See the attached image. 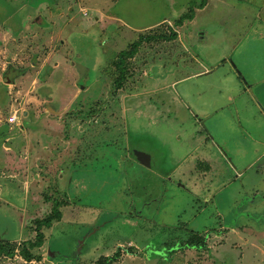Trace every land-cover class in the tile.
Instances as JSON below:
<instances>
[{"label":"rangeland","instance_id":"1","mask_svg":"<svg viewBox=\"0 0 264 264\" xmlns=\"http://www.w3.org/2000/svg\"><path fill=\"white\" fill-rule=\"evenodd\" d=\"M202 1L0 0V126L10 125L13 134L22 127L32 130L34 144L35 134L44 135L54 162L61 149H71L74 159L83 144L91 152V158L85 154L68 166L76 174L67 196L53 183L44 188L45 206L35 187L29 196L15 180L9 198L2 195L8 184L0 181V241L16 253L0 258V264H28L19 256L21 247L36 241L39 220L58 207L64 220L52 230L42 228L46 244L35 264H96L118 246L138 249H130L135 259L121 264H264L259 248L264 232L249 227L260 224L264 230V166L258 161L264 146L250 138L257 135L264 143V121L251 107L255 101L264 112V0H210L194 23L181 29V43L161 48L162 37L178 33L177 19ZM141 38L151 41L137 57L121 55ZM121 63L125 82L117 92L124 81ZM206 68L215 71L181 81ZM232 73L235 90L225 80ZM211 78L213 87L206 88ZM139 81L149 85L140 84L138 91L159 90L160 102L183 98L186 89L191 105L159 103L148 113L155 116L154 125L136 120L127 103ZM249 85L247 95L243 89ZM202 89L200 100L208 105L199 102ZM116 95L127 100L121 111ZM51 96L55 112L48 107ZM249 97L254 101L243 111L239 100ZM197 104L212 113L226 107L206 122L212 135L191 116L197 115ZM237 117L243 133L235 126ZM132 149L151 155L152 167L114 158L117 152L133 157ZM201 159L212 164L205 178L195 171ZM251 236L258 243L251 238L249 247ZM199 239H206L205 250L180 249Z\"/></svg>","mask_w":264,"mask_h":264},{"label":"crops","instance_id":"2","mask_svg":"<svg viewBox=\"0 0 264 264\" xmlns=\"http://www.w3.org/2000/svg\"><path fill=\"white\" fill-rule=\"evenodd\" d=\"M209 1L210 0L206 1V4H205L204 7H201L202 3L200 5L195 3L197 6L192 7L193 11H192L191 14H189V15L186 14V15H182L181 17H179L177 19V22H176V23H178V28H179L178 33H176V35H177L176 39L172 40V41H166L165 39L161 38L164 41H166V43L164 42L162 44L161 48L165 47L166 45L168 47H170V48H173L174 45L176 47L179 43H181V41H182L181 29H185V26L187 25V23H189L190 25L192 23H194V21L196 19L197 11L206 10L207 6L209 4ZM193 2H191L190 4L192 5ZM191 5H189L190 6L189 7V12H191ZM187 16H191V19H186ZM167 21L168 20H163L162 22H167ZM162 22H160V23H162ZM150 41H151V39L149 41H145V42L140 44V46L137 49V53L135 55L136 57L142 51V49H143L142 45L144 43H148ZM192 58H194V60L200 62V60L198 59L197 56L194 55V56H192ZM223 62H225V61H223ZM122 69H124L123 66H122ZM147 69H148V67H147ZM169 70L167 72L169 74H172L171 72H169ZM204 70L205 71H203L201 73L197 72L196 74L189 75V76L185 77L184 79H181V81H183V82L185 81L186 82V80L191 79L192 77H196V76L204 77V75H211L212 73H214L215 68H213L211 70L206 68ZM119 75H120V73H119ZM148 77H149V74L145 78H148ZM166 77L167 76H165V79H166ZM213 80H212V78L210 80L209 79L206 80V81H208V83H206V88L213 87L212 86V83H213L212 81ZM225 80H230L231 81L230 85H232V88L234 90L236 89L234 87L235 86L234 83L236 82V80H235V78L233 76V73L231 75H229V76H226ZM244 81H245V83H247V80L244 79ZM124 82H125V80L122 82V84L119 85V87L117 88V90H118L117 92L122 90V88L124 86ZM178 83L179 82H176L175 84H178ZM140 84L144 88H146V85L147 86L149 85L146 82L139 81L137 86L132 91L133 93H132V95L130 97V101L131 102H129V103H127L126 98L124 99L123 97H120V101H118L119 96L116 95V105H118L119 110L120 111L122 110L121 109V104L122 103H124V102L127 103L128 105H130L129 109L127 110V113L129 115H131L133 118H135L136 120L149 121L150 124L154 125V123H156V118H155V116L148 115V113L150 112L151 109L155 108V106L158 107L157 104H159V103L162 104V106H165V105H170L171 106V105H174L175 103H178L179 105L180 104L184 105L185 107H189L191 105L190 102H189V98H191V97H190L189 92L188 91L186 92V89H184V93H186V96H184L182 98L180 95H177L175 97V99H174L176 102L173 99L167 100V99H164V98H162L161 102H160L158 100H155V98H157V93L159 92V90H155V91L154 90H152V91L151 90H146L144 93H141V92L138 91V86ZM252 86L253 85L247 86V89L245 87L243 89V92L245 94H247V95H250L249 91H251ZM176 93H178V92H176ZM187 93H188L189 96L187 95ZM204 93H205L204 89H202L201 92L199 90V92H198L199 102H202V104L208 105V102L206 100H204V99L200 100ZM227 93H228L227 95H229L227 97V101L231 102V103L234 102V96L232 95V92L229 94V91L227 90ZM51 99L53 100L52 107H50V105H48V107L52 111L55 112V110L53 109V108H56V102H54L55 97L51 96ZM253 101L254 100L251 97H249V100H247V101H243V99H240L239 103H241V105H242V110L245 111L244 109L246 107L250 106ZM253 105L254 106H251V107L257 111L254 114V117L255 118L256 117L257 118L261 117L262 121H264V112H263V110L260 108V106L258 105L257 102L255 103V101H254ZM49 108L47 109L48 111H49ZM225 108L226 107L217 108L216 111H213V113H212V111H209L207 108L201 107V106H199V104H197L196 105V110H197L196 114L197 115H194V113H193L191 116L197 123H205V125H206V122L215 120V118L220 116L222 114V112H225ZM188 110L191 112L194 109L189 108ZM56 114L58 115L60 113L58 112ZM213 114H214V116H213ZM120 120H121L120 112L117 111V115L115 117V123L117 124V127L121 126V123L119 122ZM239 125H240V129H241V133H243L242 123L238 120V117H237V122L235 121V126L238 127ZM3 126H0V181H2V183L4 181H6V183L8 184L6 189L4 187L5 185L3 184V194L2 195L5 196V197H9V198L12 197V195L9 193V191H10L9 184L13 183L15 180H18L19 182L22 183L21 187H22L23 191L24 192L29 191V193H28L29 196L32 193L31 188L35 187V190L33 192L36 195V197H39V196L41 197L40 198V202L43 203V201H42L43 200L42 193H43L44 188L50 186L53 183L54 186L56 187L55 189L57 191L60 190V191L65 193V191L68 189V182L70 184H72L73 181L75 180V174H76V173L71 174V172H69L68 166H70V164L72 162L76 163L80 159L81 160L84 159L85 154H88L86 156L87 157L89 156L91 158V152L89 151V147H87V145L83 144L82 145V149H81L82 153H81L80 156H78L77 159H74L71 149L70 150L61 149L60 153H58V156H57L58 160L56 162L51 161V159H50L51 156H48V155H50V154L53 155L54 152H53V150L48 149V147L46 146L45 141H44L46 139L43 138L44 135L39 137V136H37L35 134V141H36V138L38 140L34 144L33 141H32V136L33 135H31L32 130L28 131L26 128L24 129V127H22L21 128V133L13 134V132H11L13 130V128L10 125L4 124ZM117 127L114 128V129H111L110 132L114 131V130H119V128H117ZM217 127H219V125H217ZM203 130H204L205 134L208 133V135H210L212 133L211 129L207 125L204 126ZM114 134L117 135L118 132L115 131ZM114 134L111 133L110 135L114 137ZM211 137L213 139L215 138L214 136H211ZM83 138H84V141H86L87 143L90 142V136L88 134H84ZM250 138L252 139V142H253L254 145L260 146L261 148L264 146V143L261 141V139L257 135L256 136H250ZM59 143H60V141H59ZM131 146L133 148V144ZM116 147H118V146H116ZM139 152H140V150H133L132 149L131 150V154H132L133 157H126L125 159H124L125 155H121V153L117 152L116 155L114 156V158L116 159V161H118V162L122 161V163H124V164H127V162H130V161L132 162L134 160V162L140 164L144 168H147L146 166L141 164V161H140L139 155H138ZM69 153L72 154V156L69 155ZM112 156H110V157H112ZM149 156H150L151 163H152V156L151 155H149ZM225 157L226 158L228 157L227 154H225ZM227 160L229 161V163H232L233 159H231V158L228 159L227 158ZM258 161L262 162V165L259 166V167H263L264 166V155ZM258 161L256 160L252 165L257 164ZM49 162H51V165L47 168ZM211 167H212V164L209 163V161H206L205 159H201V160L197 161V164L195 166V171L200 173L201 177L205 178L207 176L206 174L209 173V172H206L205 170L208 171V170L211 169ZM262 171H263V169H262ZM59 172H60V174H59ZM46 175H49V178L46 179ZM58 180H60V181H58ZM64 183H65V185H62ZM66 196H67V194H66ZM68 199H69V197H68ZM49 204L50 203H48L47 205L49 206ZM43 205L45 206L46 204L43 203ZM145 206H148V205H145ZM25 208H26V206H23L22 208L18 207L17 209L21 211V209L25 210ZM57 210H58V212L61 215V212L59 211V207L57 208ZM52 214H53V212H52ZM139 216H141V214ZM261 217L264 218V212H263V215H261ZM63 220L64 219H60L59 221H53L51 227L47 228V230H52L57 225L62 223ZM39 221H42V220H39ZM249 227H251L250 231L253 229L255 231V233H257V234H259L261 231L264 232V230H262L260 228L261 227L260 224L252 225V226H249ZM232 230L236 231L237 229L235 228V229H232ZM252 236L248 237L247 246H249V247H250V241L249 240H251V238H253V241L258 243V239H254V237H252ZM46 238H47V235L45 237V240H46ZM30 242H33V241H30ZM255 242H254V244H255ZM45 244L46 243L44 241L43 246H45ZM205 244H206V248H207L206 239H205ZM43 246L41 248H38V249H35V250L32 251V254L34 255L35 259L32 262H30V263L28 262V264H35L36 263L37 257H41L38 251H40V249H43L44 248ZM259 248L264 250V248H262L260 246H259ZM124 249H127V248L123 247V246H118V248L116 249V251L114 252L113 255L100 257L96 261V264H104L103 263V259L104 258L113 257L117 253L118 250H120V257H119L118 261H116V262H114L112 264H119V263L121 264L124 261V259H126V258L128 260L135 259L134 257H136L137 255L135 254V252H133L134 250L132 251L130 249H135V251L137 250V252H138L137 248H133V246H130L127 251H125ZM188 249H193V248H188ZM197 250H199V249H197ZM263 254H264V251H263ZM15 257H16V255H15ZM50 258L52 259V257H50ZM9 259H13V258H9ZM40 261L41 260H39L38 262H40Z\"/></svg>","mask_w":264,"mask_h":264},{"label":"trees","instance_id":"3","mask_svg":"<svg viewBox=\"0 0 264 264\" xmlns=\"http://www.w3.org/2000/svg\"><path fill=\"white\" fill-rule=\"evenodd\" d=\"M207 0H203L201 7H204L206 4ZM186 19H191V16H187ZM177 37L176 34H174L172 37H162L163 39H165L166 41H172L175 40ZM145 41H149V39H141L138 43H136L133 46V49L131 52L129 53H122L121 55L127 58H133L136 53H137V49L140 46L141 43L145 42ZM122 65L123 63H121V65H119L118 67L120 68L121 71V81L124 80V69H122ZM61 219V215L58 212L57 209H55L53 211L52 216H49L47 219L39 221L38 222V226H37V237H36V241L35 242H27L25 245H23L21 247V250L19 251V255L27 262H32L35 258L34 255L32 254V251L38 248H41L44 244V234L42 232V228H50L52 225L53 221H59ZM8 242H6L5 240H1L0 241V258L2 257H7V258H14L16 253L9 249L7 247ZM186 248H195V249H199V250H205L206 249V244H205V239H199L196 242H192L190 244H186L185 247H181L180 249H186ZM120 257V250L117 251V253L113 256V257H109V258H104L103 259V263L104 264H112L116 261H118Z\"/></svg>","mask_w":264,"mask_h":264},{"label":"water","instance_id":"4","mask_svg":"<svg viewBox=\"0 0 264 264\" xmlns=\"http://www.w3.org/2000/svg\"><path fill=\"white\" fill-rule=\"evenodd\" d=\"M138 155H139V159H140L142 165L146 166L147 168L152 167V163H151V159H150L149 154H147L143 151H140Z\"/></svg>","mask_w":264,"mask_h":264}]
</instances>
